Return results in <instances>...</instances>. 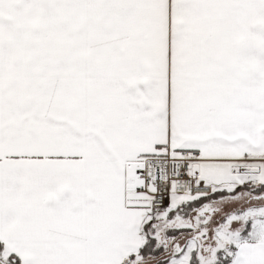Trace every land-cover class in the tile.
I'll list each match as a JSON object with an SVG mask.
<instances>
[{"label": "snow or ice", "instance_id": "obj_1", "mask_svg": "<svg viewBox=\"0 0 264 264\" xmlns=\"http://www.w3.org/2000/svg\"><path fill=\"white\" fill-rule=\"evenodd\" d=\"M0 264H264V0H0Z\"/></svg>", "mask_w": 264, "mask_h": 264}]
</instances>
